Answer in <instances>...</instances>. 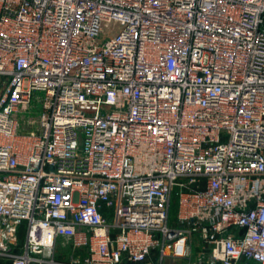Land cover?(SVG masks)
<instances>
[{"label": "built area", "instance_id": "1", "mask_svg": "<svg viewBox=\"0 0 264 264\" xmlns=\"http://www.w3.org/2000/svg\"><path fill=\"white\" fill-rule=\"evenodd\" d=\"M154 254L264 264V0H0V260Z\"/></svg>", "mask_w": 264, "mask_h": 264}, {"label": "crops", "instance_id": "2", "mask_svg": "<svg viewBox=\"0 0 264 264\" xmlns=\"http://www.w3.org/2000/svg\"><path fill=\"white\" fill-rule=\"evenodd\" d=\"M58 242H61V241H58ZM62 245H64V247H60L59 245H57L56 249H55V257L58 260L65 261L68 263V262H71V258L74 256L75 258L80 260V262L82 263V259H84L87 256L86 252H84V251H78L77 252V251H74L72 248H70V246H66L63 243H62ZM199 251H200V248L194 246V248H193V259L194 260H195ZM153 260L157 261V264H186L185 259H174L171 256H168V257L164 258L163 261H160V260H158L156 254H154ZM3 262L5 264H8V262H6V261H3ZM123 264H127V263H123ZM199 264H202V263H199Z\"/></svg>", "mask_w": 264, "mask_h": 264}, {"label": "rangeland", "instance_id": "3", "mask_svg": "<svg viewBox=\"0 0 264 264\" xmlns=\"http://www.w3.org/2000/svg\"><path fill=\"white\" fill-rule=\"evenodd\" d=\"M38 95H42V92H38ZM177 199H176V195L175 193L172 195V201H171V208H170V218L171 221L175 219L176 217V212H177ZM20 241V238L18 239ZM57 245H59L60 247H64V245H62L61 242H58ZM66 246H70V245H66ZM71 248V246H70Z\"/></svg>", "mask_w": 264, "mask_h": 264}, {"label": "trees", "instance_id": "4", "mask_svg": "<svg viewBox=\"0 0 264 264\" xmlns=\"http://www.w3.org/2000/svg\"><path fill=\"white\" fill-rule=\"evenodd\" d=\"M0 264H5V263L3 262V260H0Z\"/></svg>", "mask_w": 264, "mask_h": 264}]
</instances>
